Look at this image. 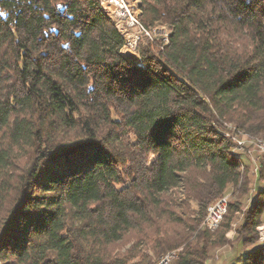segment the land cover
Returning <instances> with one entry per match:
<instances>
[{"label":"trees","instance_id":"16d2710c","mask_svg":"<svg viewBox=\"0 0 264 264\" xmlns=\"http://www.w3.org/2000/svg\"><path fill=\"white\" fill-rule=\"evenodd\" d=\"M140 9L171 31L136 59L101 0H0V264H151L139 247L150 243L203 264L227 242L235 202L220 235L164 238L181 194L198 201L199 225L228 188L248 192L221 129L264 137V0ZM263 214L264 189L239 235L255 241ZM133 231L134 262L112 247ZM245 264H264V247Z\"/></svg>","mask_w":264,"mask_h":264},{"label":"rangeland","instance_id":"374dc122","mask_svg":"<svg viewBox=\"0 0 264 264\" xmlns=\"http://www.w3.org/2000/svg\"><path fill=\"white\" fill-rule=\"evenodd\" d=\"M129 2L133 7L134 10L133 12L137 14V16H141V9H140L141 0H129ZM148 27H150V29L149 28L148 29L151 32L147 29L149 33L147 31L145 32L144 35H140V38L138 39L137 42V48H138L137 51L135 52L129 49L127 50L123 47L122 52L124 54L139 59L140 47L143 41L147 40L151 43L158 45L160 48L165 43H167L164 42L165 41L164 39L162 40L161 37L157 35V34H162L158 30L163 29L164 27L169 31H171L170 28L167 27V25L156 23L154 26H148ZM152 33L154 36L152 35ZM221 132L224 136L228 137L232 141V144L234 146L232 147V150L234 149L235 151L242 153L243 157L245 156L244 158L246 160V166L250 170V186L248 192L242 193L241 189L232 188V187L228 188L221 197L213 201L208 206L207 214L203 222H201V224L199 225L197 223V219H198L197 212L199 209L198 201L195 199H189L188 204L185 205L184 199L186 197L184 194H181L178 199L179 206L176 209L177 216L179 219L177 223L174 222L168 225V234L165 236L164 239L167 240L168 243L172 244L178 241L181 235H189L190 236L189 241H191L193 244H196L197 240L195 239V236L197 232H203L207 230L209 232H212L213 234L220 235L222 232L225 231V227H223V225L225 226L224 223L227 219V216L229 215L228 213L229 202H235L238 203L241 207L239 211L232 214L233 221L231 228L225 233L227 242L221 246L215 247L212 251H210V255L208 259H206L203 264H242L243 259L246 260V257H248L250 253H253L261 246L264 247V242H263L264 240L263 237L261 236V232L258 229V227L264 224V214L262 216V223L260 224V226L258 225L257 227L258 234L256 235L255 241H250L249 240L250 238H248L247 236L245 237L246 234L240 236L238 233V229L241 226H243V224L246 221L247 212L250 206L252 205V203L254 202V198H256L259 195L260 191L263 188L261 186H263L264 183L263 182L264 175L260 171L259 174H257L255 169H257L259 166H261L260 164L263 163L261 159L260 148L258 147L257 143L258 140H264V137L248 135L244 131L238 130L230 124H226L225 128L221 129ZM259 170L261 169L259 168ZM223 198H227L228 200L227 210L223 215V218L219 226H217L216 229L208 228L209 226H207L206 224V218L210 213V207L215 205V203L216 204L219 203L220 200H222ZM196 227L197 230L194 229ZM135 244L136 246H138L135 239V232L133 231L128 235H126V237L122 241L115 243L112 247L114 252L123 254V253H127V251L131 249L133 250ZM153 244L154 243H150V245L147 247L139 246L141 248L140 250H143L144 253L148 254L149 257H151V264H160L163 260H165V264H173V262L178 259L181 252L185 248V245H182L179 248H174L171 250L164 249L163 251H161V254L159 256H156L152 248ZM162 245L163 243L161 244V246ZM133 251L135 254H137V250H133ZM137 255L135 259H132V262L139 261L140 259H142L141 255L138 256Z\"/></svg>","mask_w":264,"mask_h":264},{"label":"bare ground","instance_id":"6f19581e","mask_svg":"<svg viewBox=\"0 0 264 264\" xmlns=\"http://www.w3.org/2000/svg\"><path fill=\"white\" fill-rule=\"evenodd\" d=\"M102 1V5H103V9L105 10V11H109L110 12V7H108L107 6V4L105 3V1L104 0H101ZM126 7L128 8V9H130L131 10V12L133 13V16H134V19L136 20V24L137 25H139V27H141V28H143L144 30H146L145 32H147L149 29H150V27H147V26H145L142 22H141V19L140 18H138V17H140V16H137V14H135L133 11V7L131 6V3L129 2V0H126ZM114 16H115V18H116V23H117V27H118V29L122 32V34L124 35V37H125V44H124V48L125 49H129V50H132V51H137V42H138V39L140 38V35L137 37V39L136 40H134V44H133V42H132V40H131V38H130V35H129V33L127 32V31H125L124 30V28H123V25H122V23L120 22V19H118L117 17H116V15L114 14ZM149 28V29H148ZM148 29V30H147ZM154 30H156V29H154ZM150 31V30H149ZM149 31H148V33H149ZM158 31H160L164 36V42H168L169 41V35H170V33H169V31L167 30V29H160V30H158ZM151 32V31H150ZM153 33H154V31H153ZM153 33H152V35H153ZM148 36V35H147ZM154 36V35H153ZM140 41V40H139ZM134 52V53H135ZM141 64V63H140ZM235 143V142H234ZM244 143V142H243ZM240 144V143H239ZM257 145H258V147L260 148V152H261V159H262V171L264 172V140H258V143H257ZM244 146V145H243ZM234 147V146H233ZM236 148V147H235ZM243 150V149H242ZM246 150V149H245ZM233 153H235L236 155H240V156H243V154L242 153H239V152H237V151H235L234 149H233ZM245 157V156H244ZM259 166V165H258ZM261 166H259L256 170H257V173L259 174V171L261 172V170H259V168L261 169ZM225 205V208H224V211H223V214H222V216H221V219H220V222H221V220H222V218H223V215L225 214V212H226V210H227V205H228V200H227V198H223L222 200H220V202L219 203H215V205H213V206H211L210 207V213H209V215L207 216V218H206V224H207V226H209L208 228H211V229H216V227L217 226H219V224H220V222H216L215 223V225L214 226H212V223L211 222H209L208 221V217H215L216 216V213H217V211H218V208L219 207H221V206H224ZM206 226V227H207ZM260 226V225H259ZM258 229H259V231L261 232V236L263 237V231H262V226H260V227H258ZM264 240V239H263ZM262 240V241H263ZM264 242V241H263Z\"/></svg>","mask_w":264,"mask_h":264},{"label":"built area","instance_id":"2783aa9c","mask_svg":"<svg viewBox=\"0 0 264 264\" xmlns=\"http://www.w3.org/2000/svg\"><path fill=\"white\" fill-rule=\"evenodd\" d=\"M108 7H110L111 14H115L120 22L123 25L125 31H127L130 35V38L134 44V40L137 39L139 35H144L145 31L143 28L139 27L136 24V20L134 19L133 13L130 9L126 7V0H104ZM164 34V33H163ZM163 34H157L163 40ZM257 172V170L255 169ZM225 205L218 208L215 217H208V221L212 223V226L215 225L216 222H220L221 216L223 214ZM263 231V239H264V224L262 225ZM160 264H165V260H163Z\"/></svg>","mask_w":264,"mask_h":264},{"label":"crops","instance_id":"0c3cea01","mask_svg":"<svg viewBox=\"0 0 264 264\" xmlns=\"http://www.w3.org/2000/svg\"><path fill=\"white\" fill-rule=\"evenodd\" d=\"M252 173V172H251ZM257 173V172H256ZM258 174V173H257ZM257 176V175H256ZM259 177V176H258ZM260 180V179H259ZM263 180V179H262ZM263 182H264V180H263ZM261 187H263L262 189H264V183H263V186H261ZM242 264H245V259H243V261H242Z\"/></svg>","mask_w":264,"mask_h":264}]
</instances>
